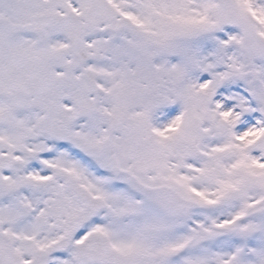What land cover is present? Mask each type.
<instances>
[{"label": "snow or ice", "instance_id": "1", "mask_svg": "<svg viewBox=\"0 0 264 264\" xmlns=\"http://www.w3.org/2000/svg\"><path fill=\"white\" fill-rule=\"evenodd\" d=\"M0 264H264V0H0Z\"/></svg>", "mask_w": 264, "mask_h": 264}]
</instances>
